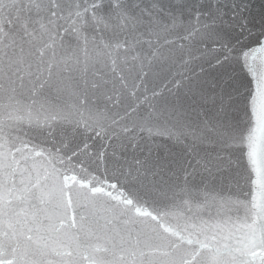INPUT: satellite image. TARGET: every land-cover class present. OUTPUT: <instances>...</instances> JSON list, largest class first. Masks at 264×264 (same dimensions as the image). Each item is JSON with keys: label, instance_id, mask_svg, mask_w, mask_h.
<instances>
[{"label": "snow or ice", "instance_id": "1", "mask_svg": "<svg viewBox=\"0 0 264 264\" xmlns=\"http://www.w3.org/2000/svg\"><path fill=\"white\" fill-rule=\"evenodd\" d=\"M0 264H264V0H0Z\"/></svg>", "mask_w": 264, "mask_h": 264}, {"label": "water", "instance_id": "2", "mask_svg": "<svg viewBox=\"0 0 264 264\" xmlns=\"http://www.w3.org/2000/svg\"><path fill=\"white\" fill-rule=\"evenodd\" d=\"M150 79L152 81L151 84H150V87H155L157 89H164V85L167 83L168 77L165 74V75H161V76H159L157 78H154V79L150 77ZM168 87H171V85L168 84ZM164 94L167 95V92L165 91ZM98 143L99 142L97 141V143L95 145H93V147L94 148L97 147Z\"/></svg>", "mask_w": 264, "mask_h": 264}]
</instances>
